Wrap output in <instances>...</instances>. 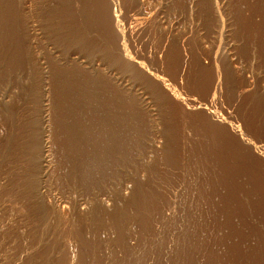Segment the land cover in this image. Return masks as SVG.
Masks as SVG:
<instances>
[{
	"label": "rangeland",
	"instance_id": "rangeland-1",
	"mask_svg": "<svg viewBox=\"0 0 264 264\" xmlns=\"http://www.w3.org/2000/svg\"><path fill=\"white\" fill-rule=\"evenodd\" d=\"M0 75V264H264V0H0Z\"/></svg>",
	"mask_w": 264,
	"mask_h": 264
},
{
	"label": "bare ground",
	"instance_id": "bare-ground-1",
	"mask_svg": "<svg viewBox=\"0 0 264 264\" xmlns=\"http://www.w3.org/2000/svg\"><path fill=\"white\" fill-rule=\"evenodd\" d=\"M6 33V32H5ZM2 35V34H1ZM4 36V35H3ZM7 38V37H6ZM7 62V61H6ZM7 66V65H6ZM4 67V66H3ZM5 68V67H4ZM5 70V69H4ZM10 71V70H9ZM2 73V72H1ZM1 76V75H0ZM5 99V98H4ZM13 101V100H12ZM8 107V106H7ZM10 107V106H9ZM44 107V106H43ZM3 108V107H2ZM1 111V110H0ZM6 112V111H5ZM3 114H4V112H2ZM8 113V112H7ZM1 117V116H0ZM5 117V116H4ZM7 117V116H6ZM15 118V117H14ZM1 119V118H0ZM4 120H6V119H4ZM8 120V119H7ZM11 121V120H10ZM44 121V120H43ZM13 123V122H12ZM3 125V124H2ZM104 125V124H103ZM88 126V125H87ZM97 126V125H96ZM4 127V126H3ZM10 127V126H9ZM90 128V127H89ZM105 128V127H104ZM43 130V129H42ZM100 130V129H99ZM96 131V130H95ZM91 134V133H90ZM106 135V134H105ZM5 137V136H4ZM77 138V137H76ZM105 138V137H104ZM108 138H109V136H108ZM6 140V139H5ZM10 140V139H9ZM61 141V140H60ZM43 143V142H42ZM47 152H48V150H47ZM44 157V156H43ZM5 158V157H4ZM45 158V157H44ZM41 160H43V158L42 159H40V161ZM45 160H43V162H44ZM46 162V161H45ZM41 163V162H40ZM50 165V164H49ZM43 171V170H42ZM45 171V170H44ZM44 176V175H43Z\"/></svg>",
	"mask_w": 264,
	"mask_h": 264
}]
</instances>
